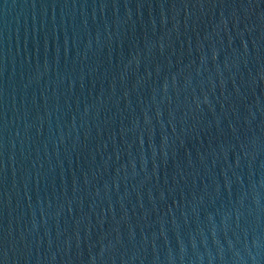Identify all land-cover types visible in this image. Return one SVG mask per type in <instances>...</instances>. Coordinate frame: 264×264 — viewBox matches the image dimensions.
Segmentation results:
<instances>
[{
  "label": "water",
  "instance_id": "water-1",
  "mask_svg": "<svg viewBox=\"0 0 264 264\" xmlns=\"http://www.w3.org/2000/svg\"><path fill=\"white\" fill-rule=\"evenodd\" d=\"M0 264H264V0H0Z\"/></svg>",
  "mask_w": 264,
  "mask_h": 264
}]
</instances>
